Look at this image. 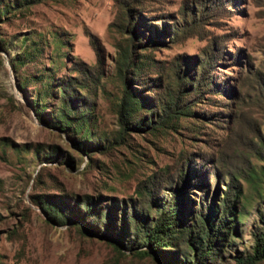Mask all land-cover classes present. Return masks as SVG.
Segmentation results:
<instances>
[{
    "label": "rangeland",
    "instance_id": "1",
    "mask_svg": "<svg viewBox=\"0 0 264 264\" xmlns=\"http://www.w3.org/2000/svg\"><path fill=\"white\" fill-rule=\"evenodd\" d=\"M35 1L0 0V264H158L156 256L134 252L147 250L144 231L174 197L183 174L190 184L180 214L191 224L214 206L223 215L230 175H249L237 176L236 223L208 264H237L252 254L264 227V154H254L264 144V110L257 102L264 0H143L137 10L144 18L141 45L165 28L179 32L157 33L156 46L136 53L151 59L130 75L131 92L145 101L136 117L155 122L161 104L180 82L189 87L192 69L198 77L202 63L213 86L175 129L150 125L124 140L118 59L129 36L116 21L120 1ZM76 67L89 78H80ZM81 79L88 88L78 85ZM63 101L78 117L87 115L82 130L57 125ZM150 177L172 182L158 180L162 188L142 210L143 224L128 222L125 243L135 249L121 247V254L108 235L120 232V207L138 201L136 187ZM173 242L161 260L192 264L186 237Z\"/></svg>",
    "mask_w": 264,
    "mask_h": 264
},
{
    "label": "trees",
    "instance_id": "2",
    "mask_svg": "<svg viewBox=\"0 0 264 264\" xmlns=\"http://www.w3.org/2000/svg\"><path fill=\"white\" fill-rule=\"evenodd\" d=\"M43 0H36V2H41ZM119 11L116 21H118L119 29L124 34L129 36V44L120 50V55L118 59V75L122 82L124 93L118 105V122L120 127L119 138L124 140V138L131 131L142 130L145 127H151L154 130L161 128L175 129L178 125L179 119L181 117H188L191 113L190 106L197 103V97L201 95L204 90H209L212 87L210 82V72L208 69H204V63L198 65L201 68L200 75L197 77L196 71L192 69V73L189 75V87L184 85L182 82L179 83L178 87L174 92L170 93L167 101L161 104L160 112L161 115H157V120L154 122L147 118L138 119L137 114L143 108L145 101L140 99L135 93L131 92L130 84L133 80L131 77L137 76L142 70L145 63H150L151 59L145 55H136V53L142 47H151V45H157L155 38L157 33L164 35H172L178 33L179 30L174 29L168 30L165 28L163 32H155L154 36H150L148 40L145 41V46L140 44L141 30L138 31L139 23L144 19L140 17L137 13L139 8H144L145 1L143 0H119ZM24 5H28V0H24ZM177 27V26H176ZM158 35V36H159ZM92 42L95 50L99 53L98 46ZM147 42V43H146ZM137 59V60H136ZM19 64H22L20 62ZM210 64V63H209ZM206 67L207 63L205 64ZM194 68V67H193ZM209 68V67H208ZM75 71L78 73L80 78H89L85 76V72L79 67H76ZM85 73V74H84ZM131 75V77H130ZM176 76L181 79L183 77L182 73L179 71ZM183 80V79H182ZM260 89L258 103L264 110V80L259 79ZM82 88H88V84L84 83V80H80L78 84ZM62 96L66 95L65 89H60ZM196 98V99H194ZM67 106V102H62V108L59 111V118L56 122L60 126L61 130H70L75 132L77 129L82 130V126L87 121V115H76V111ZM37 110V108L35 109ZM75 114V115H74ZM82 122V124H81ZM80 123V124H79ZM70 128V129H69ZM254 154H264V144L260 143L256 147ZM215 178L218 175H213ZM237 176H241L247 179L249 175L238 173ZM237 176L230 175V183L223 197V215H217L218 208L214 206L209 208L207 215H201L197 217V221L193 224L187 223L182 218V209L186 206V201L184 193L190 184V176L180 175L178 178V183L176 185V190L174 191V197L171 201L166 202L162 205L161 209L158 211L159 214L152 222V226L147 227L144 231V238L142 245L147 247V250L136 251L135 255L144 258L146 256H156L158 264H172L169 261L163 262L161 260V252L164 248H171L174 246L173 241H177L182 237H186L187 246L192 253L191 263L192 264H208L214 255V251L218 246V242L225 238L230 229L235 225L234 212L236 211L240 198V191L237 187ZM158 178V177H157ZM163 179L164 182H172L167 177H159L155 179L150 177L147 180L140 182L136 187V200L134 204L129 206L124 205L120 207L122 212V225L120 227V232L114 235L109 233L110 243H112L121 254H125V251H132L135 249L134 243H126L129 238L128 222L140 221L141 224L145 222L146 217L142 214L146 209L151 208L161 190V182L159 179ZM159 180V181H158ZM52 205L51 202L48 203V207ZM140 209V211H138ZM45 212L48 214L49 218H55V215L51 213L50 209L45 208ZM143 210V211H142ZM240 213V212H239ZM54 216V217H52ZM65 218V217H64ZM133 218V219H132ZM55 220V219H53ZM112 220L109 222L112 223ZM88 231L92 228L88 227ZM123 249H122V248ZM264 262V227L261 233L256 238V243L253 247L252 254L245 257H239L237 259V264H260Z\"/></svg>",
    "mask_w": 264,
    "mask_h": 264
}]
</instances>
